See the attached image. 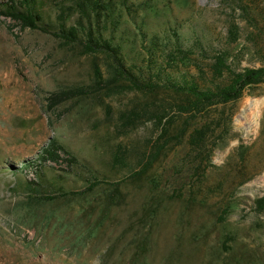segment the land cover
<instances>
[{
  "label": "rangeland",
  "instance_id": "obj_1",
  "mask_svg": "<svg viewBox=\"0 0 264 264\" xmlns=\"http://www.w3.org/2000/svg\"><path fill=\"white\" fill-rule=\"evenodd\" d=\"M146 3L152 6L138 24L151 32L176 28L187 44L202 40L209 55L227 47L239 69L264 59V0ZM244 4L251 14L242 12ZM47 7L53 17L54 5ZM130 28L124 47L141 64L134 23ZM82 51L0 14V264H264V206L256 201L264 196V82L191 120L188 131L211 122L209 142L219 143L209 159L185 135L146 165L163 141L160 129L146 119L123 132L119 112L149 106L153 96L104 81L96 87L93 56ZM74 85H90L88 95L49 105L51 91ZM250 100L259 104L251 124ZM172 112L175 132L187 116ZM51 137L106 181L88 189L80 168L35 165ZM118 149L121 165L113 161Z\"/></svg>",
  "mask_w": 264,
  "mask_h": 264
},
{
  "label": "trees",
  "instance_id": "obj_2",
  "mask_svg": "<svg viewBox=\"0 0 264 264\" xmlns=\"http://www.w3.org/2000/svg\"><path fill=\"white\" fill-rule=\"evenodd\" d=\"M57 2L53 3V17L52 12L46 8L47 5H53L46 3V0H3L0 1V14L10 17L23 27L51 33L61 38L65 45L79 46L83 53L92 54V78L96 87L104 81L109 89L131 88L153 96L152 100H148L149 106L146 103L141 107H129L119 112L120 125L125 128L123 132L137 127L146 119L152 120L156 128L160 129L159 138L163 141L151 153L146 165L155 160L165 143L170 142L172 138H176L174 142L178 143L185 135L190 148L196 150L201 158L202 153H207L206 159H209L211 149L219 143L216 139L209 142L212 135L211 122L198 123L188 131L191 120L214 105H225L239 99L247 87L264 82V59L259 66H245L239 69L228 61L231 52L227 47L213 49L214 53L209 55L202 40L197 38L187 44L182 33L176 28L171 29L172 32H151L145 29L141 23L138 24V17L142 10L152 6L147 4L146 0ZM241 9L244 14H251L248 5H241ZM132 23L137 33L132 40L142 46L141 64L132 60L124 47V34L131 29ZM231 31L235 33L236 29L231 28ZM195 49L204 52L203 57L209 56L210 60L192 57ZM99 59L103 62L98 61ZM102 69L107 75L103 74ZM89 86L74 85L53 90L47 97L48 103L54 106L73 97L83 99L89 93ZM161 91L166 96L157 102L155 96ZM172 111L187 116L185 125L175 132L170 129L176 121ZM223 138L224 134L221 135V139ZM119 151L122 150H116L113 161L121 165L125 163V156ZM79 158L73 150L59 142L57 137H51L42 147L38 162H32L31 165L34 163L40 167L48 162H56L58 165L66 164L80 168L84 172V182H88V189H94L106 181L100 180L99 172ZM113 193H108L103 199L105 201L102 202V210L109 206V198H112ZM47 198H53V195ZM256 201L260 207L264 206V196Z\"/></svg>",
  "mask_w": 264,
  "mask_h": 264
},
{
  "label": "bare ground",
  "instance_id": "obj_3",
  "mask_svg": "<svg viewBox=\"0 0 264 264\" xmlns=\"http://www.w3.org/2000/svg\"><path fill=\"white\" fill-rule=\"evenodd\" d=\"M251 101V100H250ZM244 107V106H243ZM246 107V106H245ZM252 108V109H251ZM246 109H250V117H251V119H250V124L251 123H253L254 121H256V119H257V117H258V109H259V104H258V102H256V101H251V102H249V104H248V106L246 107ZM246 109H245V111H246ZM260 111V110H259ZM243 114V113H242ZM243 117V116H242ZM247 117H248V115H247ZM255 123V122H254Z\"/></svg>",
  "mask_w": 264,
  "mask_h": 264
}]
</instances>
